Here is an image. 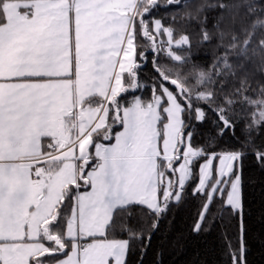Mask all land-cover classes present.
<instances>
[{"label": "snow or ice", "instance_id": "6c2138e0", "mask_svg": "<svg viewBox=\"0 0 264 264\" xmlns=\"http://www.w3.org/2000/svg\"><path fill=\"white\" fill-rule=\"evenodd\" d=\"M161 6L187 2L0 0V264H127L134 241L144 264L151 234L108 231L133 207L161 218L193 182L192 194L207 198L194 231L217 194L242 211L243 161L251 154L264 168V150L249 153L250 138L215 148L217 137L235 136L236 104L259 108L252 124L264 126V83L260 99L245 95L257 60L264 74V0L197 7L219 9L212 29H200V43L221 50L207 71H183L190 38L174 40L172 27L150 19ZM140 38L154 53L152 96L122 105L120 94L139 87L136 56L147 62ZM185 46L184 56L173 51ZM160 53L179 67L157 63ZM209 113L217 132L196 145ZM245 254L242 234L232 264H247Z\"/></svg>", "mask_w": 264, "mask_h": 264}, {"label": "trees", "instance_id": "16d2710c", "mask_svg": "<svg viewBox=\"0 0 264 264\" xmlns=\"http://www.w3.org/2000/svg\"><path fill=\"white\" fill-rule=\"evenodd\" d=\"M160 5L167 0H158ZM187 2L183 7H159L153 11L150 19H160L165 27L174 29L173 39L188 35L191 41V62L184 65L183 71L188 72L196 65L197 69L209 70L221 50L216 48V41L200 43V29L202 26L212 29L219 9L204 8L199 14L196 9L199 5H213L218 0H181ZM188 13H192L191 16ZM206 18V24L201 21ZM258 33V38H259ZM163 38V35H161ZM164 38H166L164 36ZM138 53L144 51L147 62L136 56V63L140 67L136 70V82L139 87L127 91L118 97L122 105H126L135 97L148 101L152 96V78L156 76L153 71L152 51H145L149 42L143 38L138 39ZM178 55L184 56L189 52L187 46L173 47ZM157 63L168 65L171 68L179 67L178 63L160 53ZM252 71L255 73L251 82V89L245 95L252 99H260L259 83H264V74L260 71L257 60ZM194 82V81H193ZM238 86V85H237ZM259 108L247 104H236L232 109L236 122L235 136L226 132L222 138L217 137L215 151L220 152L239 147L249 138L251 143L246 149L249 153L264 150V126L256 127L252 124L253 113ZM209 122L203 125V132L194 144H203L207 134L215 135L217 129L211 120H215L214 113H209ZM252 125L249 131V126ZM120 129L117 127L116 130ZM201 163L203 161H200ZM195 182L187 186V192L181 202H173L167 212L157 219L146 207H133L121 212L120 219L107 233L108 239H127L126 228L131 227L137 234L141 232L145 237L151 234V244L144 256V264H232L231 252L238 251L241 246V235L246 248L245 258L247 264H264V168H262L254 155H248L243 161L242 172V211L233 212L226 206V193L223 197L217 194L210 211L199 232L194 231L199 215L206 202V196L193 195L192 188ZM129 213L131 215L129 216ZM157 223L153 231V223ZM140 241H134L127 255V264H140Z\"/></svg>", "mask_w": 264, "mask_h": 264}, {"label": "rangeland", "instance_id": "374dc122", "mask_svg": "<svg viewBox=\"0 0 264 264\" xmlns=\"http://www.w3.org/2000/svg\"><path fill=\"white\" fill-rule=\"evenodd\" d=\"M164 36L166 37V35H163V38L161 37V36H159V37H157V42H159L160 40H164L165 42L167 41V37L166 38H164ZM148 47H150V44H148ZM165 47H166V43H165ZM137 70V69H136ZM131 81L129 80V78H128V75H127V73H125V75H124V84H125V86L127 87L128 86V84L130 83ZM133 90H135V88H128V90L127 91H133ZM126 91V92H127ZM126 92H123V93H121L120 94V96L122 95V94H124V93H126ZM119 96V97H120ZM134 99V98H133ZM132 99V100H133ZM131 100V101H132ZM130 101V102H131ZM260 109H258L256 112H258ZM255 112V113H256ZM259 117L257 116V117H255V119H258ZM119 130H121V129H118L117 131H119ZM216 165H218V161H216V162H214ZM225 199H226V197H225Z\"/></svg>", "mask_w": 264, "mask_h": 264}, {"label": "crops", "instance_id": "0c3cea01", "mask_svg": "<svg viewBox=\"0 0 264 264\" xmlns=\"http://www.w3.org/2000/svg\"><path fill=\"white\" fill-rule=\"evenodd\" d=\"M85 242H90V240H86Z\"/></svg>", "mask_w": 264, "mask_h": 264}]
</instances>
